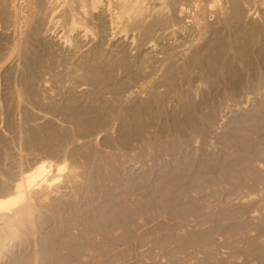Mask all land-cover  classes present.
Returning a JSON list of instances; mask_svg holds the SVG:
<instances>
[{"label": "bare ground", "instance_id": "1", "mask_svg": "<svg viewBox=\"0 0 264 264\" xmlns=\"http://www.w3.org/2000/svg\"><path fill=\"white\" fill-rule=\"evenodd\" d=\"M201 1L0 0V76L2 75L3 79L5 81H8L7 91H4L3 95L1 94L2 97L0 98V103L4 102L5 107L9 111L18 109V113L20 112L21 114V124L14 126H8V123L6 124L9 128H11V136L4 138L0 135V143H2L0 146V229H6L7 227H9L13 222V219H16L17 217H20L21 219L25 218L24 220H27L30 217L34 200H36L37 202L38 200L42 199L46 200V198L48 199L49 196L51 198V190H49L48 187L51 173L53 174L54 171L60 172V170L62 171V169L67 166L65 164L60 166L59 163L54 164L52 162H41V164H37L38 166H36L34 170L32 169V172H26L25 170H23L24 168H22V161L24 157L20 153H17L15 151V146L17 145V149L19 146V149H21V147L24 148L23 151H25V149L33 150V148H38V150L42 149L43 152L47 151L48 155H50L51 157L57 156L60 155L61 150L64 148L62 146L61 149V143H63L62 141L70 138L72 135H74L73 133L80 137H85L86 134L90 135V132H94V129L96 131L97 128H100L101 126L103 127L106 124L108 125L107 121L112 122L111 120H113V115L114 120L116 119L115 121H117V118L115 117L117 112H115V110L113 109L115 99H109L106 97L107 95L104 96L105 94L103 93L105 92L102 93L103 90L108 92V94H113L114 96H117L118 94L126 91V93L124 94L126 95L125 101L127 102V104L126 107L124 104L123 107L125 108L122 109V113L118 110V113H121V115L120 121L118 122L119 126L117 127V131L115 132L116 137H114V139L115 143L120 145L122 148L129 149L130 152H134V148L140 150H145L147 147L154 148L155 142L156 144L161 141L163 142V139L169 134H173L175 136L176 133L180 135L183 133H199L203 128L205 129L206 124L203 123L205 121L202 117H200L201 114L199 112V109L201 108V104L205 105L208 101H210L212 96L214 98L215 94H212V91L206 92V90L203 89V91L200 93L201 98L198 95L200 101H194L195 98L192 99V93L189 92L191 93L189 95L188 91L186 92L189 86L195 84V81H199L198 79L200 77V80L204 81L209 78H212L213 80L214 76L220 75L228 89V92L231 91V93L234 92L233 94H235V92H239V90L243 87L244 83L247 81V78L252 77L255 74L256 70L258 69V63H261L264 66V8H262L261 10V19L257 20L254 18L250 10L247 9L244 11L241 6L240 0H225L219 8L217 7L218 9L213 11L204 7V4H200ZM54 38H56V40H53ZM237 61H239L241 67L239 66V64H236ZM157 72H159V74H157ZM197 73L199 74L198 76L196 75ZM44 74L49 76L48 78L44 79L45 81H43L41 86H38L40 85V83H37V77H40L41 75L44 76ZM154 75H156L155 79H153ZM197 77L198 79H196ZM47 79L49 80V82H52V85L55 84V87H57V85L63 86V83L65 81L71 82L70 85H72L73 82L76 86L80 87L82 85L84 87L82 90H76L78 87L75 89V86L74 88L72 86L67 87L65 88L66 91L62 94V98L60 100L57 99L58 101H55L53 100L54 98L49 100L46 98L45 101H48L44 102L42 100H44L45 98L41 99L43 96L38 98V94H40V91L42 90H48L49 84L47 85ZM183 83L189 84V86L186 87L187 85H183ZM184 86L186 87L185 91H183ZM134 88L136 90H133ZM137 90L143 91V95L141 96L139 93V95L137 94L138 96H136V94L134 93H138ZM215 91L213 93H215ZM55 94H58V92ZM170 96H172L173 102L170 105L167 104V107H165V100L168 98L167 100L169 101V99L171 98ZM1 99H3V101ZM119 100L120 99H116V101L118 102ZM30 102L36 107V110L38 109L42 112L48 110L47 112L51 111L52 114L58 113V115L60 116L61 114L63 115V117L67 116L71 120V124L74 125L71 126V128L74 127V132L72 133L70 131V128H68L67 126L66 128L64 126L61 127L56 125L53 122V118L51 119L44 114L46 111L44 113L40 112L41 114L36 111H30L27 106V104H29ZM121 102L122 101H120L119 103ZM1 104L3 106V103ZM1 104L0 110L2 109ZM115 105L117 111V104ZM262 110H264V108ZM261 112L263 113V111ZM262 113L260 114L262 115ZM261 115H259L258 117H260ZM258 117L255 118V121L257 122L256 125L258 124V122L260 124L261 121L260 119V121L258 120ZM39 119H42L43 122H38ZM10 120H13V118ZM26 121H32V123H30L28 126H25V124L28 123ZM243 128L245 130L244 126ZM258 129L259 128H257V130ZM104 131H106V127L102 132ZM246 133H243V136ZM238 134L236 136H238ZM107 135L103 136L105 138V141H103V139L102 141L103 144L104 142L105 144L107 142L106 146L109 147L108 144H110L111 141H114V139L112 137H109L110 139H113L110 141ZM195 135L197 136V134ZM70 139H72V137ZM263 139L264 138H262V140ZM170 142L172 145V141ZM262 143L263 142H261L260 144ZM161 144V146H163V143ZM169 144L166 143V145ZM92 145H89L90 151L87 149L85 150V147L79 144L74 146L72 145V147L68 150L69 153L73 154L74 156L81 155L82 158L84 157L83 160L86 159V163L88 157V159L92 158V156H90V153H92L91 149L93 148H90V146ZM161 146H159V149H162L164 151V146L163 148ZM166 147L168 148V150L171 148L170 146ZM132 148L133 150H131ZM248 148L249 145L244 139L243 153L244 151L246 152L250 150ZM124 149H122V151H124ZM261 149L263 150V147ZM173 150L177 151L174 148ZM163 151L162 153H164ZM172 155L174 154L172 153ZM237 155L239 154L237 153ZM241 155H239V157ZM164 156L163 158H160L163 160ZM243 157V162H245L244 160L246 156ZM101 160H104L105 162L107 161L105 159ZM231 161H234V159H232ZM183 163L184 162H182V164ZM237 163L239 166L241 165L239 164L238 160ZM73 166L74 168L72 170L69 169L70 174L68 180H70L71 182H74L77 177V174L73 172V170L75 169V165ZM223 166L224 167L220 169L224 172L222 174H226L227 176L229 175L235 178H242L244 176L247 177L248 175L249 177H251L250 175H252L253 171L252 169L251 171L250 168L248 169L247 166H241V168L238 166V169V167L236 168V163L234 164L235 167L231 163L230 165L228 164ZM182 167L183 166H181V168ZM176 169H174L177 172L175 173L174 178H170V180L172 181L169 180L170 187L167 186V189L170 188L173 190L172 193L174 192V197L172 196V194L171 196L174 200L171 202H175L176 204L177 200L179 199L178 195L180 193H183L185 189L187 190L191 186L190 188L192 191H190L189 189L188 192L191 194L195 187H198L205 182H210V180L214 179L212 177H208L209 174L207 176L204 175V173L198 176L196 174L197 172L195 173V171L194 173L196 175L192 172L193 177H190L189 179V177H187L189 176L188 174L187 176H184V174L182 173L184 168H178L182 170H179L180 172ZM192 169L190 168V171ZM185 170L186 169H184V171ZM190 171L188 172L190 173ZM199 171L203 172V170L200 169ZM174 172H172V175L174 174ZM22 173L24 174L21 178H19L20 174ZM219 174L221 175V173ZM215 175L217 176L218 174ZM57 176H59V173ZM165 176L167 177V175ZM252 177H254V175H252ZM186 178L189 179L188 182L187 180L186 182H184ZM216 178L218 180V177ZM243 180H245V178ZM158 181H160V179ZM157 183L158 182L153 184L157 185ZM212 183L214 184V186H216L217 184V182L216 184L214 182ZM33 185H37V188H33L34 190L39 189L40 191L34 192L32 190ZM193 186L195 187L193 188ZM204 186L207 185L203 184V187ZM194 191H198V189H195ZM168 194L166 196H168ZM187 194L185 195V198ZM148 200H150V198ZM17 204L19 205L17 206ZM169 204L170 203H168V206ZM160 206L162 205L160 204ZM112 208L116 210L114 207ZM145 208L146 207H144V209ZM170 208H172V206ZM177 208L178 207L176 206V209ZM114 210H112L113 214L116 213L114 212ZM10 211L11 213L7 215V213ZM100 211L101 210H99L98 212ZM161 211L163 212L162 209ZM110 212L109 214L107 213L106 215H104V213H106L105 211L104 213H102V215H100L101 219L104 218L103 220L105 221L103 225L106 224L108 220H111L109 218V215H111ZM118 214H120V212ZM100 216L98 215L97 217L99 218ZM115 217L117 216L115 215ZM112 218L113 220L115 219L114 217ZM93 219L95 220L96 218L91 219V222L93 221L94 223ZM16 221H18V219ZM97 221L100 222V220L98 219ZM34 222L33 224H35ZM88 222L90 223V221ZM88 222L86 221L87 224ZM115 222L119 221L116 220ZM17 223H19V221ZM22 223L24 222L22 221ZM109 223H111V221ZM94 224H92L91 226H94ZM16 226L18 225L16 224ZM103 229L104 228H102V230ZM108 229L106 230L108 231ZM30 230H32V228ZM32 232L33 231H31V233ZM4 234L8 235L11 233H8L7 229V232H5ZM6 235L5 237H7ZM49 245L50 244L48 243V247H46V245L44 246V249H42L44 251H41V247L39 246L40 249L37 248V250H40L38 253L36 252L30 258H23L21 261L17 257L16 258L18 260L14 261L16 259L12 254L10 256L13 261H11V264H28L30 262L35 264L40 260V257H43L46 254L48 255V252H51L50 250H52V248H50ZM1 247L3 252L4 250L8 249L6 248L3 250V246Z\"/></svg>", "mask_w": 264, "mask_h": 264}, {"label": "rangeland", "instance_id": "2", "mask_svg": "<svg viewBox=\"0 0 264 264\" xmlns=\"http://www.w3.org/2000/svg\"><path fill=\"white\" fill-rule=\"evenodd\" d=\"M224 1L225 0H202L200 4H204V7L213 11L218 9L221 4L224 3ZM240 2L244 11L248 9L252 12L255 19H261V10L262 8H264V0H240ZM53 40H56V38H54ZM236 64H239V66L241 67L239 61H237ZM157 74H159V72H157ZM156 75H154L153 79H155ZM196 75L198 76L199 74L197 73ZM42 76L43 75L40 76L41 78L37 77V83H40V85L38 86H41L43 81H45L44 79L48 78L49 75L44 74V76ZM215 77H218L219 79L217 78V80ZM196 79H198V77ZM200 79L201 77L198 79L199 83L197 81H195V84L191 83V86L193 88L189 86V84L183 83V85H187L186 87L189 86L186 92L188 91V93H192H189V95L191 94V96H193L192 99L195 98L194 101H198L201 98L200 93L203 91V89H205L206 92L212 91V94H215V99L211 94L212 97L210 101L207 102L208 104H201L200 107L202 109H199V112L201 114L200 117L203 118V120L205 121L203 123L206 124V126L204 124L205 129L203 128L201 132L198 131L199 133H186L187 135L184 133L181 135L176 133L177 135L175 134V136L173 134H169L167 137H165L166 139H163V142H158V144H156L155 142V146L157 148L155 146L154 148L147 147L148 149L144 147L146 148L145 150H140L133 147L134 152H130L129 149L122 148L120 145L115 143L114 139V137H116L115 132L117 131V127L119 126L118 122L120 121L122 109L125 108L127 104V102L125 101L126 95L124 94L126 93V91L118 94V97L110 93L108 94V92H106L105 90L102 91V93L105 92L103 94H105L104 96L107 95V98H112L113 100L115 99L113 109L115 110V112H117V114L115 113L117 121H115L116 119L114 120L113 115V120H111L112 122L107 121L108 125L105 123L106 125L103 126L104 128L101 126L100 128H97L96 131L94 129V132L91 130L92 132H90V135L86 134L87 137H80L73 133L74 127L71 128V126L74 125L71 124L72 122H70L71 120L67 116L63 117L62 114L60 116L58 115V113L52 114L51 111L47 112L48 110H45L46 112L44 111V113L42 111H39L38 109L36 110V107L32 105L31 102L29 103L30 105L27 104L30 111L44 113L47 117L51 119L53 118V122L56 125L61 127L67 126L68 128H70V131L74 135L71 136L73 140L70 139V137L67 140L65 139L64 141H62L64 143H61V149L62 146L64 147L62 149L63 151L61 150L60 155L52 157L48 155L47 151L44 150L45 152H43L42 149L38 150V148H33V150L30 149L32 151H30L29 149H25V151H23L24 148L21 147V150L19 149L20 146L18 147V149L17 145L15 146V151L17 153H20L24 157L22 161V168H24L23 170H25L26 172H32L36 168V166L41 164V162H52L54 164L59 163L60 166L63 164L67 166L63 168L62 171L60 170V172L54 171V175L51 173L48 187L49 190H51L50 194H52L53 197L51 196L50 198L49 196L48 199H42L43 201L38 200L37 202L36 200H34L33 206L35 209L32 206L30 217L27 220H24L25 218L21 219L20 217H17L16 219H13V222L9 227H7L6 229H0V245L3 246V250L8 248L3 252L2 247L0 246V264H11L12 259L10 258V256L12 254L16 259L14 261H17V258H19L20 261L23 258H30L36 252L38 253L40 250L44 251L42 249H44L45 245L46 247H48V243L50 244L49 246L53 251L49 249L51 252H48V255L46 254L43 257H40V260L35 264H264V139L262 140V138H264V110H262L264 108V66L263 64L258 63V69L256 70L255 74L252 77H248L243 87L239 90V92H235V94H233L234 92L231 93V91L228 92V89L220 75L214 76L213 80L212 78L204 81ZM0 80L1 98L4 94V91H7L8 81H5L2 75L0 76ZM51 83L52 82H49L48 80L47 85H50H48V90H42L40 91L41 95L38 94V98H40L41 96H43L41 99L45 98L44 100H42L44 102H47L49 99L53 98V100L55 101L57 99L60 100L62 98V94L66 91L65 88L67 87L72 86L74 88L75 86V89L78 87L76 90H82L84 87L82 85L80 87L76 86L73 82L72 85H70L71 82L67 81L64 82L65 84L63 83L64 87L62 85H57V87H55L56 85H52ZM186 87L184 86L183 91H185ZM135 88L133 90H136ZM56 90L58 94H61H55L57 93ZM137 91L138 93H134L136 94V96H138L139 93L141 96L143 95V91ZM214 91L215 93H213ZM121 94L124 96H122ZM198 95L200 98L198 97ZM120 96L122 99L120 98ZM170 97L171 98L169 99V101L167 100L168 98L166 99L167 102L165 100V107H167V104L170 105L173 102L172 96ZM46 98L48 99L47 101H45ZM116 99H120L119 102H122L119 103L118 101H116ZM1 100L3 101V99ZM1 103H3V106ZM1 103V107L2 109L4 107V109L0 110V135L4 138H7L11 136V128H9L8 126L21 124V114L20 112L18 113V109L9 111L5 107L4 102ZM115 104H117V107L119 108H117V111ZM124 104L125 107H123ZM258 107L261 111H263V113L259 110ZM118 110L121 113H118ZM12 112L14 113V115ZM260 113H262V115ZM258 114L261 116L258 117ZM256 117H258V120L260 119L263 123L259 120L260 124L258 122L259 125H256ZM12 118L13 120H10ZM26 122L28 123L25 124V126H28L30 123H32V121ZM38 122H43V120L39 119ZM7 123L8 126L6 125ZM243 126L245 127V130ZM105 127L106 131H104V133L102 131L105 129ZM257 128H259L260 131L259 129L257 130ZM99 130L101 131V133ZM243 133H246L244 134V136L246 135L245 137L243 136ZM195 134H197V136ZM198 134H201L202 136H199ZM237 134L238 136H236ZM104 135H107L108 139H110L109 137H112L114 139V141H111L113 140L112 138L110 139L111 143L109 142V147L106 146L107 142L106 144L105 142L103 144V141H105V138L103 137ZM173 136L175 139L173 138ZM244 139L248 143V149L250 150L246 152L244 151L243 153ZM170 141H172V145ZM91 142L93 145L91 144ZM165 142L167 144H170L166 145ZM261 142L263 143L260 144ZM76 143L82 145L83 147H85V150L87 149L89 151V145H92L90 146V148L93 147L91 149L92 153H90V156H92V158L88 159L89 157H86L87 161L90 163H88L87 161L85 163L86 159L83 160L84 157L82 158L81 155L74 156L73 154L69 153L68 149L71 148L72 145H77ZM161 143H163V146L165 148L164 151L162 149H159V146L162 145ZM1 144L2 143H0V146ZM176 145L179 149L176 148ZM163 146L161 147L163 148ZM166 146H170L172 150L170 148L169 150L171 151H169ZM262 147L263 150L261 149ZM133 148L131 150H133ZM173 148L177 151L173 150ZM122 149H124V151H122ZM151 149L153 150V152ZM162 151L164 153H162ZM172 153L174 155H172ZM237 153L239 155H241L242 153L243 154L239 157ZM165 154L169 155L166 156ZM163 156L164 159L162 160L161 158H163ZM243 156H246L244 160L245 162H243ZM258 157H260L261 159ZM101 159H105L107 161L105 162ZM232 159H234V161H231ZM237 160L239 164H241L240 166L238 165ZM217 161L219 162V164ZM166 162L169 166L166 165ZM182 162H184L185 164H182ZM230 163L233 166L236 163V168L238 166L240 168L241 166H247L248 169L250 168V170H253L251 171L254 177H252V175H250L251 177H249L248 175L247 177L244 176L242 178H235L229 175L228 177L226 174H222L224 172L220 169L224 167L223 165H230ZM73 165H75V169L73 170V172L77 174V177L74 182H71L68 179L70 170L74 168ZM181 166L183 167L181 168ZM184 166L187 168H185ZM178 168L186 169L185 171L183 169L182 173L184 174V176H187L188 174L189 176L187 177H189V179L190 177H193V174H195L196 172L198 176L204 173V175L208 176L209 174L208 177H212L214 179L210 180V182L208 181L203 183L207 186L203 187V184L198 187L193 186V188L195 187L194 190L198 189V191L193 190L191 194L188 193L189 189L190 191H192L190 188L191 186L187 189L188 191L185 189L183 192L182 190L183 193H188L187 196L189 197L186 196L185 198L186 194L180 193L181 195H178L180 200L177 198V204L175 202L174 204L173 202H171L174 200L172 199V196L174 197V192L172 193L173 190L170 188L167 189V186L170 187L169 180L170 178H174L175 173H177L174 169L179 171L180 169ZM190 168H193L194 170L192 169L190 171ZM199 169L203 170V172L201 171V173ZM161 170L163 174L161 173ZM172 170H174L175 172ZM171 171L174 172L173 175ZM188 171H190V173ZM148 172L150 173V175ZM58 173L59 176H57ZM159 173L162 175H160ZM214 173L218 175L216 176ZM219 173H221V175ZM23 174L24 173L20 174L19 178H21ZM211 174L214 176H212ZM165 175L169 177L167 178ZM170 175L173 177H171ZM158 177L160 181H158ZM216 177H218V180ZM244 178L245 180H243ZM251 178H254L256 180ZM189 179L186 178L184 182H186V180L188 182ZM156 182H158L157 185L153 184ZM212 182H214L215 184L217 182L216 186H214ZM50 186L51 188H53L51 189ZM139 186L142 187L140 188ZM34 187L37 188V185H33L32 187V190L34 192L40 191L39 189L34 190ZM167 191L169 192V194ZM167 194L168 196H166ZM156 195L159 197H157ZM147 198H150V200H148ZM168 203L171 204H169V206H172V208L168 206ZM160 204L162 206H160ZM18 205L19 204H17V206ZM176 206L178 207V210L176 209ZM112 207L118 210L116 211ZM144 207L148 209L145 208V210ZM165 207L168 208L166 209ZM111 209L116 212L114 214L117 217H115ZM161 209L163 210V212L161 211ZM99 210H101V213L98 212ZM105 211L106 213H104ZM109 212L111 215H113H109L111 223H109L110 221L108 220V222L103 225L105 221L103 220L104 218L101 219L100 215H102V213L106 215L107 213L109 214ZM119 212L120 214H118ZM10 213L11 211L8 212L7 215H9ZM98 215L100 216V219L97 217ZM112 217L115 218V221L117 220L119 222H115ZM92 218H96L95 220L93 219L95 224L93 223V221L91 222ZM17 219L19 223H17ZM97 219L100 220V222L97 221ZM85 220L87 222L90 221V223L88 222L87 224ZM101 220L104 222H102ZM22 221L24 223H22ZM32 221H35V224H33ZM96 223H99L100 225L98 224V226ZM16 224L18 226H16ZM92 224H94V226H91ZM108 224L110 225V227ZM31 228L32 230H30ZM102 228L104 229L102 230ZM7 229L8 233L10 232L12 235H6L7 233L4 234L5 232H7ZM106 229H108L109 233ZM31 231H33V234L31 233ZM85 234L87 235V237ZM5 235L7 237H5ZM39 246L41 247V249ZM37 248H39L40 250H37ZM28 264L34 263L30 262Z\"/></svg>", "mask_w": 264, "mask_h": 264}]
</instances>
